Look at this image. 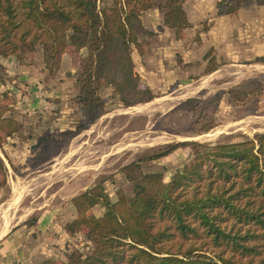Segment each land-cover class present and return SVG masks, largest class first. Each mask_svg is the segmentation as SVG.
<instances>
[{
    "label": "rangeland",
    "instance_id": "374dc122",
    "mask_svg": "<svg viewBox=\"0 0 264 264\" xmlns=\"http://www.w3.org/2000/svg\"><path fill=\"white\" fill-rule=\"evenodd\" d=\"M218 1L185 0L188 26L181 30L164 25L157 8L143 11L149 34L139 37L141 47H132L131 56L140 88L153 98L125 106L103 82L98 95L104 112L77 132L87 122L74 85L84 51L68 47L54 74L39 48L23 62L0 56V101L17 128L0 134V264L64 262L73 250L88 253L85 230H66L77 216L72 198L97 188L111 202L131 199L123 167L132 161L142 159L143 173L171 180L193 160L192 145L148 158L175 143L195 141L205 150L257 144V134H264V5L218 15ZM252 80L251 92L248 86L245 96L234 97ZM105 209L100 201L89 213L101 216Z\"/></svg>",
    "mask_w": 264,
    "mask_h": 264
},
{
    "label": "trees",
    "instance_id": "16d2710c",
    "mask_svg": "<svg viewBox=\"0 0 264 264\" xmlns=\"http://www.w3.org/2000/svg\"><path fill=\"white\" fill-rule=\"evenodd\" d=\"M108 1L110 5L107 0H0V56L23 62L39 48L45 68L54 74L68 47L84 51L74 85L87 122L76 132L104 112L98 95L103 82L125 106L153 98L149 89L140 88L131 56L132 47H141L139 37L149 34L141 21L143 11L157 8L164 25L177 30L188 26L185 0ZM251 3L264 5V0H219L217 14H231ZM252 82L242 83L234 91L243 94L234 97L251 92ZM6 112L0 101V134L9 136L17 128ZM256 143L206 150L195 141L175 143L148 158L192 145L193 160L171 180L162 173H143L142 159L130 162L123 172L132 183L131 199L120 196L111 202L97 188L72 198L77 216L66 230H85L92 249L85 254L73 250L64 262L47 259L42 264H264V134H257ZM100 201L104 213H89Z\"/></svg>",
    "mask_w": 264,
    "mask_h": 264
},
{
    "label": "bare ground",
    "instance_id": "6f19581e",
    "mask_svg": "<svg viewBox=\"0 0 264 264\" xmlns=\"http://www.w3.org/2000/svg\"><path fill=\"white\" fill-rule=\"evenodd\" d=\"M203 89V88H202ZM157 100H159V99H157ZM156 101V100H155ZM148 105H149V103H148ZM143 106V105H142ZM151 106V105H150ZM258 119V118H257ZM250 120V119H249ZM249 120H247V121H249ZM242 121V120H241ZM250 121H252V120H250ZM263 122V121H262ZM248 123H250V122H248ZM257 123V122H256ZM248 125V124H247ZM155 128V127H154ZM229 129V128H228ZM230 129H231V127H230ZM227 130V129H226ZM218 131V130H217ZM219 133V132H218ZM222 133V132H221ZM227 133V132H226ZM203 134V133H202ZM207 135V134H206ZM218 135V134H217ZM253 135V134H252ZM207 138V137H206ZM184 140H186V139H184ZM195 140V139H194ZM201 141V140H200ZM152 145V144H151ZM120 149V148H119ZM15 186V185H14ZM22 196H23V193H22ZM22 199V198H21ZM16 207V206H15ZM15 210V209H14ZM1 211V210H0ZM17 212H18V210H17ZM13 213V212H12ZM5 221V220H4ZM20 221V220H19Z\"/></svg>",
    "mask_w": 264,
    "mask_h": 264
},
{
    "label": "crops",
    "instance_id": "0c3cea01",
    "mask_svg": "<svg viewBox=\"0 0 264 264\" xmlns=\"http://www.w3.org/2000/svg\"><path fill=\"white\" fill-rule=\"evenodd\" d=\"M254 15H256V13H253Z\"/></svg>",
    "mask_w": 264,
    "mask_h": 264
}]
</instances>
